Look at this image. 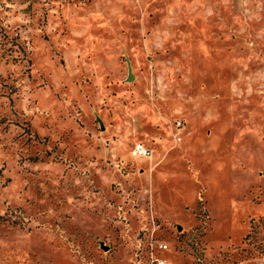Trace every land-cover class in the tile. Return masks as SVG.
Returning a JSON list of instances; mask_svg holds the SVG:
<instances>
[{
  "label": "rangeland",
  "instance_id": "obj_1",
  "mask_svg": "<svg viewBox=\"0 0 264 264\" xmlns=\"http://www.w3.org/2000/svg\"><path fill=\"white\" fill-rule=\"evenodd\" d=\"M152 258L264 264V0H0V264Z\"/></svg>",
  "mask_w": 264,
  "mask_h": 264
},
{
  "label": "built area",
  "instance_id": "obj_2",
  "mask_svg": "<svg viewBox=\"0 0 264 264\" xmlns=\"http://www.w3.org/2000/svg\"><path fill=\"white\" fill-rule=\"evenodd\" d=\"M129 155L132 158L136 157H146L149 158L151 155V151L146 148L142 143H134L129 151ZM158 248L160 250H165L166 249V244L160 243L158 245ZM152 261L155 262V264H166L162 259H157V258H152Z\"/></svg>",
  "mask_w": 264,
  "mask_h": 264
},
{
  "label": "water",
  "instance_id": "obj_3",
  "mask_svg": "<svg viewBox=\"0 0 264 264\" xmlns=\"http://www.w3.org/2000/svg\"><path fill=\"white\" fill-rule=\"evenodd\" d=\"M131 74H128V76H127V80H130L131 79ZM180 228L178 227V230H179Z\"/></svg>",
  "mask_w": 264,
  "mask_h": 264
}]
</instances>
